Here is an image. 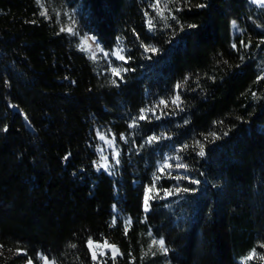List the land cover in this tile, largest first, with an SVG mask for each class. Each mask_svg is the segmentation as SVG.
<instances>
[{"label":"trees","instance_id":"16d2710c","mask_svg":"<svg viewBox=\"0 0 264 264\" xmlns=\"http://www.w3.org/2000/svg\"><path fill=\"white\" fill-rule=\"evenodd\" d=\"M156 4L67 1L79 35L122 49L109 83L37 0H0V264H149L147 234L172 264H264V7ZM89 239L119 253L93 260Z\"/></svg>","mask_w":264,"mask_h":264},{"label":"rangeland","instance_id":"374dc122","mask_svg":"<svg viewBox=\"0 0 264 264\" xmlns=\"http://www.w3.org/2000/svg\"><path fill=\"white\" fill-rule=\"evenodd\" d=\"M67 1H73V0H61L59 7H56L52 3V0H49L48 7H47L39 0L41 12L46 13L44 16L52 19L53 23L58 27L60 31H61V28H64L65 30L62 32L66 33L70 38L75 39V44H76L77 49L83 52L88 57V59L92 63L94 70L98 74H102L103 76H105L107 82L113 83L114 78L118 75L114 74L112 70L113 69L118 70V68L116 67L117 66L116 61H120L121 59H118L117 56L112 55V53L117 52L119 50H114L111 53L105 52L101 50L102 48L100 47L99 43L90 35L88 34L79 35L76 31L74 21L71 17V13L68 10ZM248 2L249 4L255 7H264V6H261L253 2V0H248ZM68 28H72L73 32L72 33L68 32L67 31ZM237 30L238 29H237L236 22L232 21L231 23L232 35L236 33ZM97 44L99 45V48L97 47ZM105 53H108V55L105 56ZM119 54L121 55L120 51H119ZM93 56H95V59L92 58ZM116 120L119 121L120 119L116 118ZM129 125H128V129L125 132L119 134L118 138L124 147V156L127 161V164L130 165L131 167H134L135 166L134 162H135L136 157H135V153L133 151V147L131 144V136L133 135L131 131L132 127H129ZM122 136L124 137V139H121ZM104 149H106L105 152H107V154L105 153L104 158H106V156H111L112 159L116 160L115 153H117V149L114 143L112 142V140L107 141ZM133 184L136 185L138 184V182L136 180H133ZM149 189L150 188L145 189L144 202H145L146 196L147 197L150 196ZM144 209H145V203H144ZM146 238H147L146 257L148 258L150 262L149 264H172L169 261L167 254H164L160 250V246L158 244H153L154 239L157 241L159 239L153 238L151 234H147ZM107 245L105 243H97L93 241L92 246L89 247L87 243L91 256L94 251L97 253V259H96L97 261L99 260V258H101L102 256H105L107 253H110V255L114 256L113 251L110 248H108ZM36 261L38 262V264H45V260L40 255L36 256ZM48 262L49 264H51V261H48Z\"/></svg>","mask_w":264,"mask_h":264},{"label":"snow or ice","instance_id":"6c2138e0","mask_svg":"<svg viewBox=\"0 0 264 264\" xmlns=\"http://www.w3.org/2000/svg\"><path fill=\"white\" fill-rule=\"evenodd\" d=\"M37 2L39 3V0H37ZM253 2H255V3H257V4L261 5V6H264V0H253ZM158 4H159V0H157V4L156 5H152V7H157ZM199 6L200 7H203L204 5H199ZM41 14L42 15H45L46 13L42 12ZM149 24L151 26V22H149ZM190 27H195V26L192 25ZM64 30H65L64 28H61V31H64ZM67 31L70 32V33H72L73 32V29L72 28H68ZM97 47L99 48V45L98 44H97ZM233 47H235V45H233ZM145 50L146 51H153V52L156 51L155 48H150V47H146ZM119 51H122V49L119 50ZM119 51L112 53V55L117 56L118 59L124 60L125 57L122 56V55H120L119 54ZM107 55H108V53H105V56H107ZM92 58L95 59V56H93ZM112 71H113L114 74L119 75V71L117 69H113ZM259 79H264V76L259 77ZM113 83H115V81H113ZM177 88H179V85H177ZM178 101H179V96H176L175 99L172 100V103L175 104L176 107H179ZM159 104H162L165 107L168 106L167 102L165 100H163V99H161L159 101ZM149 111H151L153 113V115H155V110L154 109H144V108H142V109H140V115H139V117L137 119H139V120L147 119V117L145 116V113L146 112H149ZM157 119H159V117H157ZM135 124H136V119L133 120L132 124H130L129 127H134ZM212 135H213V137H215V133H212ZM100 138L101 139H104V136H101ZM121 139H124V137L122 136ZM158 139H159V137H157V136H151V137L148 138V142L151 143L152 141L158 140ZM197 144H199V142H197ZM185 147H187V146L185 145ZM198 154L200 156H204L205 153H204L203 145H200V151H199ZM118 156H119V153H115V157H118ZM102 159H106V158H103L102 157ZM176 159H179V157H176ZM116 163L119 164V159H116ZM101 166L104 167L105 169L108 168V165L107 164H104V165H101ZM166 167H169L170 168L171 165L165 163L164 167L159 168V171L160 172H163ZM175 167L176 168H185L186 169L187 168V165L182 164V163H178V164L175 165ZM153 175H154V181H153V186H154L155 180H159L161 177L160 176H157L155 173ZM174 178L175 179H180V177H174ZM192 183L198 184L199 181L193 180ZM150 190H151V188L149 189V191ZM183 191L184 192H189V191H194V189L184 188ZM171 194H172L171 190H165V195H171ZM161 198H163V197H161ZM149 199L150 198L146 196L145 202H144L145 203V209H144L145 211H148V200ZM129 223H130V221H129ZM92 244H93V241L91 239H89L88 240L89 247H91ZM105 244L107 245V242L106 241H105ZM153 244H158L160 246V250L164 254H167L168 249L165 247V241H164L163 238L159 239L158 241L154 239L153 240ZM71 246L72 247H75V245H71ZM107 246H108V248H110L113 251L114 255L119 253V250L115 247V245H107ZM260 247L264 248V244H261ZM101 254H103V253H101ZM256 256H257L256 250L253 249L252 252L247 257V259H253ZM259 258L260 259H264V255H261ZM43 259L45 260V264H49V262L47 260V257H43ZM92 259L93 260H96L97 259V253L95 251L92 253ZM29 264H32V262L29 261ZM51 264H55V261H52Z\"/></svg>","mask_w":264,"mask_h":264}]
</instances>
